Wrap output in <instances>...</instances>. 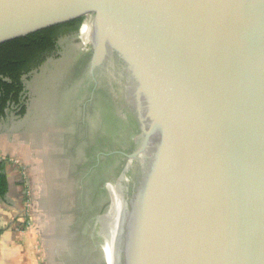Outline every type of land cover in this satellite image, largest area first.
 <instances>
[{
	"label": "water",
	"instance_id": "obj_1",
	"mask_svg": "<svg viewBox=\"0 0 264 264\" xmlns=\"http://www.w3.org/2000/svg\"><path fill=\"white\" fill-rule=\"evenodd\" d=\"M76 21L25 75L24 115L0 124V152L32 162L52 264H264V0H0V45ZM84 53L79 99L104 87L136 135L112 152L121 178L108 168L103 197L83 205L54 154ZM0 162L7 231L26 216L29 178L24 161Z\"/></svg>",
	"mask_w": 264,
	"mask_h": 264
},
{
	"label": "flooded vegetation",
	"instance_id": "obj_2",
	"mask_svg": "<svg viewBox=\"0 0 264 264\" xmlns=\"http://www.w3.org/2000/svg\"><path fill=\"white\" fill-rule=\"evenodd\" d=\"M73 26L64 28L66 34L60 37L72 34L68 32ZM86 53L79 57L65 81L64 90L67 91L62 106L64 110L60 124L62 134L55 140L57 150L54 154L58 164L55 167L63 170L62 178L65 179L68 175L69 180L78 183L79 201L81 203L83 200V205L101 196L100 188L107 180L105 173L108 168H113L112 176L116 180L121 178L123 156L112 152L129 153L136 135L131 122L128 124L117 118L113 97L104 87H100L93 100L90 98L92 90H87L79 99L78 85L87 64ZM52 57V52L44 56L47 60ZM24 78L25 76L23 82ZM15 107L16 104L10 105L6 117L0 124L8 118L9 112ZM105 205L106 203L103 207ZM79 209L82 216H85L86 206H80Z\"/></svg>",
	"mask_w": 264,
	"mask_h": 264
},
{
	"label": "trees",
	"instance_id": "obj_3",
	"mask_svg": "<svg viewBox=\"0 0 264 264\" xmlns=\"http://www.w3.org/2000/svg\"><path fill=\"white\" fill-rule=\"evenodd\" d=\"M80 25L81 22L76 21L0 45V122L6 117L7 110L12 104L21 107L20 114L24 115L26 108L21 102L25 95L23 77L42 65L47 60L44 58L47 53H56L60 36L65 33L64 28L73 26L72 32L69 30L68 33H74L79 31ZM9 190L6 166L0 162V200L6 199Z\"/></svg>",
	"mask_w": 264,
	"mask_h": 264
},
{
	"label": "rangeland",
	"instance_id": "obj_4",
	"mask_svg": "<svg viewBox=\"0 0 264 264\" xmlns=\"http://www.w3.org/2000/svg\"><path fill=\"white\" fill-rule=\"evenodd\" d=\"M0 159L7 162L24 161L25 170L28 172L31 201L25 218L21 223L15 224L14 229H20L18 231L25 232L31 238L35 237L39 264H52V253L40 215V186L32 162L25 151L3 150L0 152Z\"/></svg>",
	"mask_w": 264,
	"mask_h": 264
},
{
	"label": "crops",
	"instance_id": "obj_5",
	"mask_svg": "<svg viewBox=\"0 0 264 264\" xmlns=\"http://www.w3.org/2000/svg\"><path fill=\"white\" fill-rule=\"evenodd\" d=\"M18 230L7 226L0 232V264H39L35 237Z\"/></svg>",
	"mask_w": 264,
	"mask_h": 264
}]
</instances>
